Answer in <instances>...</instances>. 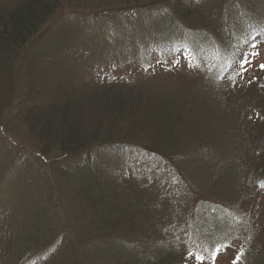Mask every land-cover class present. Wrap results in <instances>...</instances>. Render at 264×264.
Here are the masks:
<instances>
[{"label":"trees","instance_id":"1","mask_svg":"<svg viewBox=\"0 0 264 264\" xmlns=\"http://www.w3.org/2000/svg\"><path fill=\"white\" fill-rule=\"evenodd\" d=\"M193 1L182 4L176 0L171 8L151 5L127 16L106 10L86 21L112 20L121 33L123 29L141 32L143 70L152 71L155 55L173 58L181 51L188 53L197 69L204 68L205 85L215 94L206 102L196 99L192 109L196 105L199 112L206 106L222 109L216 97L237 100L235 118H251V122L239 132L241 139H235V146L251 147L256 159L252 169L245 164V156L240 161L245 166L243 182L251 187L257 183L253 193L260 195L264 190V69L253 65L252 56L264 43V0L247 4L209 0L210 14L195 15L201 22L209 18L211 22L198 30L189 27L193 17L185 13H195ZM72 4L74 0H0V125L9 132L8 118L12 117L33 146L32 152L23 145H11L6 156L0 153V184L15 185L10 178H18L17 174H24L20 176L24 185L43 178L33 168L46 162L47 178H54L50 184L59 185L50 195L51 190L45 193L41 185L32 189L40 196L39 226L49 229L41 240L37 231L21 240L24 223L16 225L12 207L5 202L8 196L2 198L0 264H189L200 263L197 254L204 255L205 264L212 260L216 246L229 245L232 239L240 242L234 262L264 264V249L255 245L264 230L240 213L238 205L244 197L239 195L235 202H199L183 188V182H191L188 175L178 166L171 167L173 158L182 162L194 152L168 143L179 137L184 140L179 129L185 122L179 99L139 90L132 78L107 73L100 59H109L107 53L86 33L60 36L68 27L84 22L67 13L64 7ZM235 5L241 7L236 10ZM180 29L185 42L172 44V31L180 33ZM154 34L157 38L146 40L149 45L143 48L144 35ZM200 43L209 48L208 53L200 51L204 48L197 47ZM80 69L89 71L87 79L79 74ZM42 78L48 87L44 85L39 92L37 83ZM19 86L26 89L24 100L17 95ZM32 97L37 100L31 101ZM190 122L194 124L192 118ZM212 140L206 139L210 145L216 142ZM107 154L118 155V166L104 171L101 160ZM200 154L208 156L203 151ZM6 157L11 158L2 165ZM72 157L79 159L77 166ZM160 161L164 164L159 165ZM66 185L72 191L67 192ZM62 192L71 205L64 214L67 217L53 209V198ZM222 252L223 248L219 256Z\"/></svg>","mask_w":264,"mask_h":264},{"label":"rangeland","instance_id":"2","mask_svg":"<svg viewBox=\"0 0 264 264\" xmlns=\"http://www.w3.org/2000/svg\"><path fill=\"white\" fill-rule=\"evenodd\" d=\"M175 1L176 0H93L91 2L90 0H74V4L71 6L67 5L64 8H66L67 13L69 12L70 15L76 16L78 20L84 19V22L77 24L76 27H68V29L64 30L60 36H71L72 33L76 34L79 32L86 33L87 38L91 37L95 39L98 46L107 53L109 59L106 57L100 58L101 61H105L104 67L108 69V71L106 70L107 73H113L114 76L122 78H132V82L135 83L139 90H147L151 94L164 93L179 99L181 108L183 109L185 121L179 129L181 130L180 133L184 140L181 141V137H179L176 142L170 141L168 143L181 149L185 148L186 151H194L182 162L181 158H173L170 163L173 169L178 166L182 173L184 172L188 175L189 178L187 179H190L191 182H183V188L188 190L189 193H193V197L199 202H205V200L208 199L213 202L219 201V199H230L232 202H235L237 201V197L242 195V197H244V201H241L238 205L240 213L243 214L249 223H252L254 227L256 226L259 228L262 226L264 230V190L262 191V194L256 196V194L253 193V189L258 188L257 183L252 187L248 185L244 186L243 178L245 177V166L240 162L245 156V164L252 169L256 165L255 156L250 151L251 147H247L245 145V150L242 146L239 149L235 146V139H241V134L239 132L248 129L249 123L251 122V118L247 119V121H241L235 118L234 111L237 110V108L234 106L238 103V101L232 99L226 101L223 97H216L215 101L223 107L222 109H219V106H206L204 107V111L199 112L198 110H200V108L197 105L195 106L196 109H192L197 102L195 101L196 99L206 102V99L212 100V94H215L210 85H205L207 82L204 68L197 69V65L193 64L187 57L188 53L181 51L177 56L174 55L173 58H162L159 55H155L152 57V63H154L151 66L152 71H148L149 68H146L147 70H143V68H141L142 53L139 49L141 32L123 29L121 33L119 32L121 27L115 25L114 22L112 23V20L109 21L100 19L97 22L86 21L90 18L93 19L106 10L114 15L127 16L139 8L145 9L151 7V5L156 8L158 5L163 4V6L171 8L175 6ZM181 2L183 4L184 0H181ZM249 2L250 0H240V4H247ZM232 3L236 4L237 1ZM238 6L241 7V5L234 6L236 10ZM185 7L188 6L185 5ZM191 8L197 10H195V13L191 11L185 12L189 16V19L193 17V22L189 27L197 26L195 29L198 30V28L206 27L211 22V18H209L207 22H205V20L204 22H201L197 19V16L207 17V15L210 14L208 13L211 11L209 0H194L191 2ZM261 12H264V9H262ZM214 13H217V10ZM59 14H61V12ZM214 16L215 15L212 17ZM113 20H115L117 24L116 18ZM194 20L195 22L201 24H195ZM215 24H213V26H215ZM139 26H142V24L140 23ZM180 31V33L172 31L170 35V42H172V44H176L179 41L185 42L184 30L180 29ZM112 32L113 35L111 34ZM173 33H177L178 36L173 35ZM181 33L183 35H181ZM165 35L167 34L163 33L164 37ZM155 37L157 38V34L150 37L144 35L143 48L149 45V42L146 40L155 39ZM202 43L197 44V47H204L205 45ZM218 45L220 46L219 43ZM200 51H206V53H208L209 48L207 49L204 47L203 50ZM254 51L255 53L252 56L254 60L253 65L256 64L257 67H260L264 64V43L260 44ZM222 52L223 50H220V53ZM197 56L202 55L199 54ZM227 58L228 57H226V60ZM40 61L41 65L45 66L44 58H41ZM79 74L83 78L87 79L89 71L80 69ZM40 81L41 82L37 83V90L39 92L45 85L43 83L44 78L40 79ZM45 86V88L48 87L47 85ZM22 87L24 86L18 87L17 95L21 100H24L27 93L26 89H22ZM250 95L251 93H248L247 96L250 97ZM243 96L244 95H242V97ZM33 100L37 99L32 97L31 101ZM215 105L218 104L215 103ZM240 112L242 114L244 112V108L242 106L240 108ZM200 113H203V117H201ZM11 115L13 116V112ZM11 118L12 117L8 118L11 125L8 126L6 123L9 128V132H5V128L1 127L3 123L0 125V153H3L6 156L11 145H23L29 149L28 151L33 150L32 144L24 135V132L20 128L19 124H16L15 121L12 122L13 120H11ZM190 118L194 120V124L190 122ZM210 125L213 129L207 130V127ZM242 134L244 135V132ZM212 137H214V141L216 142L211 139ZM205 138L212 140L214 143L210 145ZM200 151H203L208 156L201 155ZM208 151L213 152H209L210 154H208ZM195 152L197 153L195 154ZM183 154L186 155L187 152ZM29 156L31 155L28 154L27 157H24V160H27ZM117 156L118 155L110 154L104 156L101 160L102 169L105 171L106 168L118 166L116 159ZM10 158L11 157H6L3 159L4 163H2V165ZM71 160L76 166L80 163L79 159L76 157H72ZM44 164H46V162H38L37 166L33 168L35 172L41 173L43 178L29 180L30 183L24 185L22 182L23 178L20 177L24 174H17V176H19L18 178H10L15 185L7 183L0 184V201L3 197L8 196L5 202L6 204H9L8 206L11 205L12 207L11 209L15 217L16 225L19 226L20 223H24L20 235L22 237V241H26V238H28L30 234H35L34 232L36 231L37 233L35 235L39 234V240H41V235L49 230H44V226H39L38 216L40 213H38L37 204L40 196L32 190L38 185L43 187L45 193L51 190L49 191V195L58 190L59 185L50 184V178L52 181L54 178L52 175H50V178L49 176L47 178V166ZM158 164L163 165L164 162L160 161ZM0 171L2 170L0 169ZM262 179H264V176ZM57 181L61 182L60 180ZM20 186L26 187V189H20ZM69 186L70 185L65 186V190L67 192H70L71 190V187ZM258 191L261 192L260 190ZM248 194L250 197L247 196ZM41 197L44 198V195L42 194ZM70 206V200H66V196L63 192L53 198V209L58 210L62 216L68 213ZM242 207L245 209H242ZM16 216H22L25 217V219L21 220ZM67 216L68 215H65L64 217ZM227 217L228 216L224 215L222 218ZM200 218H203L202 214L200 215ZM11 224H13V221ZM34 239L37 238L34 237ZM36 243L37 240H35L32 247H34ZM237 243L240 242L232 239V242L229 243V245L223 247L224 252H222V255H218L215 263L234 264L235 255L239 249V245ZM255 245H259L261 249H264V237L262 235L258 238V244ZM39 246L41 245L37 244L36 247ZM210 263H212V260H210ZM210 263L209 260L205 262V264ZM100 264L104 263L100 262ZM189 264L200 263L192 261V263Z\"/></svg>","mask_w":264,"mask_h":264},{"label":"snow or ice","instance_id":"3","mask_svg":"<svg viewBox=\"0 0 264 264\" xmlns=\"http://www.w3.org/2000/svg\"><path fill=\"white\" fill-rule=\"evenodd\" d=\"M257 55H258V53H257ZM260 67H261V69H264V64H262ZM261 187H264V184H262ZM226 246H227V245H218V246H216V247L212 250V253H211V259H212L213 264H215L216 256L219 255L221 249H222L223 247H226ZM190 255H193V254L190 253ZM195 258H196L198 261H200V264H203V261H204V259H205L204 255H200V254H197V255L195 256ZM234 264H236V262H234Z\"/></svg>","mask_w":264,"mask_h":264}]
</instances>
